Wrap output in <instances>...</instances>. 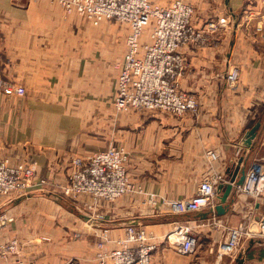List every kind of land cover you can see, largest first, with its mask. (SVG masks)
I'll use <instances>...</instances> for the list:
<instances>
[{
    "label": "crops",
    "instance_id": "1",
    "mask_svg": "<svg viewBox=\"0 0 264 264\" xmlns=\"http://www.w3.org/2000/svg\"><path fill=\"white\" fill-rule=\"evenodd\" d=\"M190 2L195 24L211 41L182 50L187 59L182 88L198 99L199 110L175 117L163 112L116 114L109 105L127 52V27L110 20L96 25L47 0H0V73L26 88L24 96L0 91V164L33 163L38 177L51 183L49 189L0 195V244L17 238L20 258L35 264H97L102 230L109 229L112 242L106 247L111 248L125 236L127 225L139 221L156 245L153 264H228L219 252L231 228L252 219L259 225L264 198L238 188L225 203V215L203 219L204 211L186 222L152 219L154 213L142 208L136 192L100 203L101 220L87 216L83 198L74 199L76 203L63 198L68 207L56 196L69 183L75 157L112 146L129 153L133 183L159 198L194 197L204 179L224 175L213 199L219 205L221 186L230 183L228 171L233 173L240 159L246 175L255 165L264 167L261 0ZM208 23L219 26L216 33ZM235 69L239 81L231 85L227 73ZM257 123V136L248 147L246 135ZM210 151L218 154L217 160L208 156ZM181 226L209 228L203 245L191 255L181 254L167 239ZM255 239L249 238L243 251ZM262 239L245 254L246 264H264ZM14 261L0 258V264Z\"/></svg>",
    "mask_w": 264,
    "mask_h": 264
},
{
    "label": "built area",
    "instance_id": "2",
    "mask_svg": "<svg viewBox=\"0 0 264 264\" xmlns=\"http://www.w3.org/2000/svg\"><path fill=\"white\" fill-rule=\"evenodd\" d=\"M60 4L67 15L78 13L98 25L105 20L128 27L127 53L121 66L115 106L119 111H162L175 117L196 114L199 101L182 88L187 59L182 50L185 47H204L211 41L210 34L194 22V8L177 0L170 6L157 5L152 0H47ZM264 15V0H261ZM253 18L254 13H249ZM147 27H152L150 42H142ZM216 33L219 26L208 23ZM231 85L239 81L237 69L227 73ZM0 91L7 96H24L25 87L5 79L0 73ZM212 160L218 154L208 152ZM129 157L124 149L110 147L90 155L77 156L72 160V172L64 194L70 199L83 198L88 215L93 218L100 203H114L121 197L136 192L143 196L142 203L157 209L161 215L188 214L215 209L213 199L217 187L225 181L224 175L204 179L194 197L188 199L159 198L136 189L127 171ZM47 179L38 177L32 163L11 165L8 161L0 164V195L26 193ZM238 189L256 199L264 198V167L255 165L247 173ZM96 218V217H95ZM98 219V218H96ZM100 220L103 218H99ZM259 232L264 233V217L259 220ZM256 231L248 236L254 237ZM244 227L231 228L229 237L220 247V255H231L241 247ZM173 236V239L171 238ZM170 236L169 242L178 245L179 252L191 255L196 251L197 241L190 226H181ZM98 244L97 264H153L156 249L152 236L140 226L126 228L124 237L111 243L109 229L104 228ZM45 240H49L45 238ZM111 241V242H110ZM15 257L11 264H35L20 258V242L13 238L0 244V258Z\"/></svg>",
    "mask_w": 264,
    "mask_h": 264
},
{
    "label": "rangeland",
    "instance_id": "3",
    "mask_svg": "<svg viewBox=\"0 0 264 264\" xmlns=\"http://www.w3.org/2000/svg\"><path fill=\"white\" fill-rule=\"evenodd\" d=\"M35 1H38V0H35ZM175 1H177V0H171V2H170V0H168V4H161L160 3V1L159 0H152V2L153 3H155V4H157V5H160V6H162V5H164V7H168V6H170L173 2H175ZM181 1H183V2H185V3H187V4H189V5H191L193 8H194V6L192 5L193 3L192 2H190V0H181ZM165 5H167V6H165ZM194 17H195V8H194ZM106 21V20H105ZM194 22H195V20H194ZM196 25V24H195ZM197 26V25H196ZM128 28V27H127ZM129 30V29H128ZM151 33H152V27H147V28H145V30H144V34L142 35L143 37H142V42H144L145 44H148L149 42H150V35H151ZM129 34V33H128ZM126 41H127V39H126ZM127 46V45H126ZM127 53V52H126ZM186 70H187V62H186ZM185 73H186V71H185ZM185 75V74H184ZM119 77V76H118ZM184 77V76H183ZM26 89V88H25ZM184 90V89H183ZM109 105L114 109V111L116 112V114L117 113H119V114H122V113H140V114H147V113H149V114H153V113H151V112H162V111H128V112H123V111H119L117 108H116V106H115V95L113 96V97H111L110 99H109ZM164 113V112H163ZM167 114V113H166ZM112 147H115V146H112ZM119 149H123V148H119ZM103 151V150H102ZM96 152H100V151H96ZM96 152H93V153H96ZM126 153H127V156L129 157V153L127 152V151H125ZM92 153V154H93ZM129 162V161H128ZM23 163H25V162H23ZM19 164H21V163H19ZM25 164H28V162L27 163H25ZM33 164V163H32ZM15 165H17V164H15ZM35 165V164H34ZM47 179V178H46ZM130 180H131V182L133 183V181H132V179L130 178ZM134 184V183H133ZM135 185V184H134ZM51 187V183L49 182V180L47 179V184H44V185H39V186H36L35 188H33V189H30V191H33V190H42V189H49ZM66 186H63V187H61V189L59 190V192L57 193L61 198H67V199H70L68 196H66L65 194H64V188H65ZM135 188L138 190V189H142V190H144V188L142 187V186H140V185H135ZM138 197H139V194H138ZM141 197V204H142V208H144L145 209V211L147 212V213H154V214H152L153 215V217H166V218H175L177 215H179V214H173V215H161V214H159L158 213V211H157V209H153V208H151V207H149V206H145V205H143V203H142V201H143V199H145L143 196H140ZM122 198V197H121ZM82 199V198H81ZM71 200L73 201V203L75 202L72 198H71ZM79 201V200H78ZM77 201V202H78ZM84 202H85V200H84ZM116 202V201H115ZM76 203V202H75ZM80 203V202H79ZM84 205H85V203H84ZM75 208H76V206H74ZM87 205H85V210H86V212H87V216H89L88 214V211H87ZM78 210V209H77ZM101 208H100V205H99V207H97V210L96 211H93V213L94 214H96V216H94L93 218L94 219H96V218H104V215L101 213ZM96 217V218H95ZM142 217V216H141ZM152 217V216H151ZM100 220V219H99ZM176 221L177 220H180V219H175ZM146 222H148V221H146ZM140 226V225H139ZM244 227V234H243V237H242V239H241V247H240V249L237 251V252H235V253H233V254H231V255H225L224 256V260H225V262H228V264H237L235 261H234V259H238L239 257V254L243 251V248L245 247V244H246V242H247V240L250 238L249 236H248V234H249V232L252 230V231H256L255 232V234H254V236L256 237V238H258V239H261V238H263L262 239V241H263V243H264V233H260L259 232V228H258V226L259 225H257V222L254 220V219H252V221L251 222H249V223H244V224H241L240 226H237V227H235V228H239V227ZM140 227H142V226H140ZM143 229H145L144 227H142ZM103 229V228H102ZM207 229H209V228H206V229H202L201 230V228H197V227H195V226H191V231L194 233V236L196 237V241H197V247H198V245L201 243L202 245H203V241L206 239L205 237H204V235H205V233H208V232H206L207 231ZM146 230V229H145ZM147 231V230H146ZM173 232H175V231H173ZM173 232H171L168 236H167V239L169 240V238H170V236H172L173 235ZM147 233L149 234V232L147 231ZM257 236H259V237H257ZM99 237H100V235H99ZM172 239H173V236L171 237ZM100 239H101V237H100ZM153 239V238H152ZM111 240V239H110ZM101 241H102V239H101ZM100 241V242H101ZM99 242V243H100ZM111 242V241H110ZM98 243V244H99ZM97 244V245H98ZM244 246V247H243ZM113 247H111V248H108L107 247V249H112ZM232 261V262H231ZM243 264H246V262H243Z\"/></svg>",
    "mask_w": 264,
    "mask_h": 264
},
{
    "label": "water",
    "instance_id": "4",
    "mask_svg": "<svg viewBox=\"0 0 264 264\" xmlns=\"http://www.w3.org/2000/svg\"><path fill=\"white\" fill-rule=\"evenodd\" d=\"M236 21V20H235ZM260 128V123H257L246 135L245 138V145L248 147H252L253 145V141L257 136L258 130ZM243 163H244V159H240L239 162L237 163L236 169L233 173H231L230 171H228L229 176L231 177L230 183L227 184L226 186H221V188H224V193L223 195H221V197L219 198L221 203L219 205H217L215 207V209H206L203 210L201 212L206 211L205 213L202 214V218L203 219H207L209 218V215H215V216H223L227 213V206H225V203L228 201L229 196L231 195L232 191L234 188H238L240 187L243 182L245 181L246 178V169L243 168ZM241 173L240 178H238V174ZM59 199H61L68 207L69 204L68 202L65 201V199L61 198L59 195H56ZM74 208V207H73ZM201 212H196V213H188V214H180L177 215L175 218L172 219H180L178 221H194L193 220V215L197 214V213H201ZM160 218L164 219L166 217H154L152 219L155 220H160ZM89 219H91L90 217L87 219L89 221ZM94 220V219H93ZM140 223L139 221H133L132 223H130L129 225H127L126 228L131 227V226H139ZM260 242V240L257 238L255 239L250 246L247 249H244L243 252H241L239 254V258L237 260V264H243L244 262V256L245 254L251 250L254 246L255 243Z\"/></svg>",
    "mask_w": 264,
    "mask_h": 264
},
{
    "label": "bare ground",
    "instance_id": "5",
    "mask_svg": "<svg viewBox=\"0 0 264 264\" xmlns=\"http://www.w3.org/2000/svg\"><path fill=\"white\" fill-rule=\"evenodd\" d=\"M128 37V36H127ZM126 45H127V41H126ZM110 148V147H109Z\"/></svg>",
    "mask_w": 264,
    "mask_h": 264
},
{
    "label": "trees",
    "instance_id": "6",
    "mask_svg": "<svg viewBox=\"0 0 264 264\" xmlns=\"http://www.w3.org/2000/svg\"><path fill=\"white\" fill-rule=\"evenodd\" d=\"M263 256H264V252H263V254H262Z\"/></svg>",
    "mask_w": 264,
    "mask_h": 264
}]
</instances>
